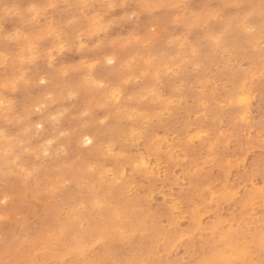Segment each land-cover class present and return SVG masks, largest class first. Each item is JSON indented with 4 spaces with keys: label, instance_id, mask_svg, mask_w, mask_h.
<instances>
[{
    "label": "rangeland",
    "instance_id": "obj_1",
    "mask_svg": "<svg viewBox=\"0 0 264 264\" xmlns=\"http://www.w3.org/2000/svg\"><path fill=\"white\" fill-rule=\"evenodd\" d=\"M263 32L261 0H0V141L29 159L0 168V264H264ZM73 124L103 134L68 155Z\"/></svg>",
    "mask_w": 264,
    "mask_h": 264
},
{
    "label": "bare ground",
    "instance_id": "obj_2",
    "mask_svg": "<svg viewBox=\"0 0 264 264\" xmlns=\"http://www.w3.org/2000/svg\"><path fill=\"white\" fill-rule=\"evenodd\" d=\"M120 3V2H119ZM259 3V2H258ZM69 5V4H68ZM67 5V6H68ZM257 5V4H256ZM121 6V5H120ZM112 7V6H111ZM113 7H114V5H113ZM122 7V6H121ZM109 9V8H108ZM107 9V10H108ZM235 12V11H234ZM250 12V11H249ZM226 13V12H225ZM240 13V12H239ZM238 13V14H239ZM72 14H74V13H72ZM228 14V13H227ZM234 14V13H233ZM78 15V14H77ZM208 15V14H207ZM241 15V14H240ZM72 16V15H71ZM123 16V15H122ZM230 16V15H229ZM263 16V15H262ZM78 17V16H77ZM130 17V16H129ZM71 18V17H70ZM242 18H244V17H242ZM214 19V18H213ZM218 20V19H217ZM239 20V19H238ZM223 21V20H222ZM227 21V20H226ZM208 22V21H207ZM258 22V21H257ZM224 23V22H223ZM222 23V24H223ZM117 24V23H116ZM258 25H260V24H258ZM205 26V25H204ZM217 27V26H216ZM251 27V26H250ZM258 27V26H257ZM262 27V26H261ZM243 28V27H242ZM213 29H214V27H213ZM217 29V28H216ZM219 29H220V27H219ZM238 30V29H237ZM263 31V30H262ZM181 32V31H180ZM179 32V33H180ZM205 32V31H204ZM224 32V31H223ZM230 33H231V30H230ZM264 33V32H263ZM215 34H217V33H215ZM234 34V33H233ZM27 35V34H26ZM202 35V34H201ZM204 35V34H203ZM206 35V34H205ZM210 34H208V37H210L209 36ZM218 35V34H217ZM257 35V34H256ZM28 37V36H27ZM26 37V38H27ZM214 37H215V35H214ZM262 37V36H261ZM234 38H236V37H234ZM260 38V37H259ZM207 39V38H206ZM241 39H242V37H241ZM30 40H32V39H30ZM209 40V39H208ZM212 40V39H211ZM244 40V39H243ZM209 42V41H208ZM240 42V41H239ZM238 42V43H239ZM245 42V41H244ZM248 42H249V40H248ZM78 43V42H77ZM177 43V42H176ZM180 43V42H179ZM187 43V42H186ZM14 44V43H13ZM210 44V43H209ZM249 44V43H248ZM184 45V44H183ZM12 46V45H11ZM139 46V45H138ZM224 46V45H223ZM230 46V45H229ZM140 47V46H139ZM162 47V46H161ZM180 47V46H179ZM181 47H183V46H181ZM225 47V46H224ZM234 47V46H233ZM202 48V47H201ZM200 48V49H201ZM181 50V49H180ZM198 50V49H197ZM179 51V50H178ZM166 52H167V50H166ZM169 52V51H168ZM215 52V51H214ZM226 52V51H225ZM228 52V51H227ZM221 53V52H220ZM152 54V53H151ZM157 54V53H156ZM168 55H169V53H167ZM231 54V53H230ZM262 54V53H261ZM135 55V54H134ZM168 55H165V56H168ZM177 55V54H176ZM193 55V54H192ZM198 55V54H197ZM201 55V54H200ZM221 55V54H220ZM227 55V54H226ZM232 55V54H231ZM259 55H260V53H259ZM194 56V55H193ZM255 56V55H254ZM33 57V56H32ZM150 57H151V55H150ZM13 58V57H12ZM156 59V58H155ZM183 59V58H182ZM215 59H217V58H215ZM220 59V58H219ZM249 59H250V57H249ZM157 60V59H156ZM160 60H161V58H160ZM159 60V61H160ZM166 60V59H165ZM252 60V59H251ZM4 61H5V59H4ZM218 61V60H217ZM235 61V60H234ZM102 62V61H101ZM175 62V61H174ZM225 62V61H224ZM224 62H222V63H224ZM14 63H15V61H14ZM121 63V62H120ZM158 63H160V62H158ZM172 63V62H171ZM118 64V63H117ZM197 64V63H196ZM14 65V64H13ZM182 65V64H181ZM188 65V64H187ZM198 65V64H197ZM264 65V64H263ZM89 66V65H88ZM119 66V65H118ZM160 66V65H159ZM224 66V65H223ZM240 66V65H239ZM213 67V66H212ZM236 67V66H235ZM156 68V67H155ZM194 68H195V66H194ZM197 68V67H196ZM202 68V67H201ZM244 68V67H243ZM158 69V68H157ZM181 69H182V67H181ZM149 70V69H148ZM209 70V69H208ZM24 71V70H23ZM160 71V70H159ZM165 71V70H164ZM206 71V70H205ZM210 71V70H209ZM244 71V70H243ZM175 72V71H174ZM148 73V72H147ZM154 73V72H153ZM158 73H160V72H158ZM165 73V72H164ZM204 73V72H203ZM144 75V74H143ZM142 75V76H143ZM159 74H157V76H158ZM161 75V74H160ZM165 75V74H164ZM12 76V75H11ZM17 76V75H16ZM15 76V77H16ZM61 76V75H60ZM80 76V75H79ZM154 76H156V74L154 75ZM256 76V75H255ZM13 77H14V75H13ZM49 78V77H48ZM156 79V77L153 79V80H155ZM158 79H159V77H158ZM162 79V78H161ZM212 80V79H211ZM214 81V80H213ZM200 82V81H199ZM89 83V82H88ZM147 83H149V82H147ZM152 83V82H151ZM170 83H172V82H170ZM173 83H175L174 81H173ZM215 83V82H214ZM5 84V83H4ZM145 85H147V84H145ZM170 85V84H169ZM175 85V84H174ZM181 85V84H180ZM155 86V85H154ZM172 86H173V84H172ZM150 87V86H149ZM172 88V87H171ZM179 88V87H178ZM174 89H175V87H174ZM202 89V88H201ZM211 89V88H210ZM213 89V88H212ZM165 90V89H164ZM164 90H162L163 92H165ZM101 91V90H100ZM153 91V90H152ZM173 91V90H172ZM148 92H150V91H148ZM154 92V91H153ZM155 92H158V91H155ZM160 92V91H159ZM217 92V91H216ZM98 93V92H97ZM141 93V92H140ZM145 93H147V92H145ZM178 93V92H177ZM150 93H148L147 95H149ZM152 94V93H151ZM150 94V95H151ZM154 94V93H153ZM173 94V93H172ZM171 94V95H172ZM176 94V93H175ZM117 95V94H116ZM169 95H170V92H169ZM170 95V96H171ZM57 96H58V94H57ZM144 96H146V95H144ZM152 96V95H151ZM156 96V95H155ZM159 96H160V94H159ZM169 96V97H170ZM141 97H143V96H141ZM116 98V97H115ZM139 98V97H138ZM160 98V97H159ZM171 98V97H170ZM132 99V98H131ZM145 99V98H144ZM182 99V98H181ZM116 100V99H115ZM149 100V99H148ZM153 102V101H152ZM165 102V101H164ZM214 102V101H213ZM247 102V101H246ZM173 103V102H172ZM218 103V102H217ZM118 105V104H117ZM151 105V104H150ZM61 106V105H60ZM151 107V106H150ZM149 107V108H150ZM123 108V107H122ZM115 109V108H114ZM114 109L112 110V112L114 111ZM121 109V108H120ZM130 109V108H129ZM116 110V109H115ZM147 110V109H146ZM120 111V110H119ZM111 112V113H112ZM135 112V111H134ZM57 113V112H56ZM90 113V112H89ZM117 113V112H116ZM119 114H123V113H120V112H118ZM132 113V112H131ZM139 113V112H138ZM109 114V113H108ZM118 114V115H119ZM149 114V113H148ZM54 115V114H53ZM91 115V114H90ZM92 115H94V113H92ZM115 115V114H114ZM113 114H112V116H114ZM117 115V116H118ZM142 115H145V114H143L142 113ZM147 115V114H146ZM111 116V115H110ZM111 116V117H112ZM116 116V115H115ZM123 115H121V117H122ZM128 115H126V116H124V117H127ZM110 117V118H111ZM109 118V119H110ZM128 118V117H127ZM70 118H68V120H69ZM118 119V118H117ZM122 119H123V117H122ZM128 119H130V118H128ZM246 119V118H245ZM105 120V119H104ZM121 120V119H120ZM119 120V121H120ZM54 121V120H53ZM61 121V120H60ZM77 121V120H76ZM81 121V120H80ZM119 121L117 120V122L116 123H119ZM223 121V120H222ZM63 122V121H62ZM111 122V121H110ZM77 123V122H76ZM116 123H114V125L116 124ZM129 123V122H128ZM130 124H131V126L132 127H134L135 126V122L133 121V119H131L130 120ZM54 125V124H53ZM112 125H113V123H112ZM226 125V124H225ZM72 126H73V128H72ZM72 126H70V134H69V136H67L66 138H64L63 139V144H64V146L66 147V150H67V152H68V155H70L69 154V152L70 153H72L71 152V149L72 150H75L76 148H78V145H79V143H80V141H81V138L83 137V136H88V138H100L99 136H101V134H103V133H99V132H97V131H95V129H88L86 126H80V127H76V128H74V124L72 125ZM76 126V125H75ZM116 127V126H115ZM117 127H118V124H117ZM116 127V128H117ZM65 128V127H64ZM115 128V129H116ZM100 129V128H99ZM231 129V128H230ZM117 130H119V128L117 129ZM121 130V129H120ZM132 130V129H131ZM134 130V129H133ZM132 130V131H133ZM62 131V130H61ZM60 131V132H61ZM64 131V130H63ZM101 132H102V129H101ZM118 132V131H117ZM121 133H122V131H120ZM120 132H118V133H120ZM68 133V132H67ZM66 133V134H67ZM105 133V132H104ZM114 133V132H113ZM146 133V132H145ZM241 133V132H240ZM98 134H99V136H98ZM132 134V133H131ZM160 134V133H159ZM145 135H147V134H145ZM145 135H143L144 137H145ZM110 136V135H109ZM114 135H112L111 136V140H113V138H116L115 136L113 137ZM120 136V135H119ZM143 136H141V138L143 137ZM123 137V136H122ZM124 137H126V136H124ZM165 137V136H164ZM231 137V136H230ZM109 138V137H108ZM137 138H139V137H137ZM140 138V139H141ZM0 139H1V137H0ZM118 139H120V138H118ZM131 139H133V137L131 138ZM135 140H136V138H134ZM133 139V140H134ZM143 139V138H142ZM147 139V138H146ZM4 140V139H3ZM99 140V139H98ZM125 140V139H124ZM134 140V141H135ZM148 140V139H147ZM146 140V141H147ZM228 140V139H227ZM114 141V140H113ZM143 141V140H142ZM142 141L140 142V144L142 143ZM149 141V140H148ZM148 141H147V143H148ZM7 142V141H6ZM100 142V141H99ZM115 142V141H114ZM135 142H137V141H135ZM10 143V142H9ZM7 144V143H5V142H3V141H0V168L1 169H3L4 170V172L5 171H7V170H9V169H11V170H13L12 168H11V163H12V156L13 155H20V153H19V151L17 152V150H16V147H17V145L14 143H10V144ZM129 143V142H128ZM131 143V142H130ZM113 144V143H112ZM133 144V143H132ZM143 144V143H142ZM225 144V143H224ZM60 145V144H59ZM110 145H111V143H110ZM150 145V144H149ZM149 145H147V147H149ZM123 147H125L124 145H122ZM146 146V145H145ZM144 146V147H145ZM6 147V148H5ZM61 147H62V145H61ZM108 147V146H107ZM111 147V146H110ZM109 147V148H110ZM127 147V146H126ZM134 147V146H133ZM135 147H137V146H135ZM92 148V147H91ZM105 149H107V148H105ZM104 149V150H105ZM111 149V148H110ZM115 150V149H114ZM127 150H128V148H127ZM126 150V151H127ZM131 150V149H130ZM114 152V151H113ZM110 153H111V151H110ZM17 155V156H18ZM107 155H109V154H107ZM121 155V154H120ZM24 160H27V161H29V159L28 158H25V155L24 154H22L21 153V155H20ZM122 156V155H121ZM19 157V156H18ZM104 157V156H103ZM261 157V156H260ZM236 158V157H235ZM105 160V159H104ZM115 162V161H114ZM113 162V163H114ZM140 162V161H139ZM243 162V161H242ZM113 163H111V165L113 164ZM117 165V164H116ZM200 167V166H199ZM34 168H38L37 167V165H35V167ZM194 168V167H193ZM196 168V167H195ZM91 169V168H90ZM107 169V168H106ZM198 169V168H197ZM34 170V169H33ZM10 171V170H9ZM116 171H119L118 169L116 170ZM115 171V172H116ZM121 171V170H120ZM74 172V171H73ZM80 172L81 171H79V173H78V176L80 175ZM105 172V171H104ZM41 173H43V172H41ZM40 172H38V170H37V172L35 173V174H33V177H34V180H38L39 179V177H41L42 176V174H41ZM111 173H114V171L113 172H111ZM9 177H10V185H9V187H10V189H11V191L15 194H19L20 192H21V189L23 188V186H24V182H23V180H24V177H26V176H28V174L24 171V172H18L17 174H16V172L15 171H13V173L11 174V173H9V174H7ZM45 175V174H44ZM114 175V174H113ZM112 175V176H113ZM120 175V174H119ZM122 175V174H121ZM46 176V175H45ZM105 177H107V176H105ZM95 178V177H94ZM78 178L77 177H75L74 176V178H73V180L75 181V180H77ZM106 180V179H105ZM118 180V179H117ZM109 181H110V179H109ZM99 182V181H98ZM105 182V181H104ZM88 183V182H87ZM51 185H53L54 186V184H51ZM256 185V184H255ZM48 186V185H47ZM104 186V185H103ZM129 187V186H128ZM91 188V187H90ZM115 188V187H114ZM93 190V189H92ZM114 190H118V189H114ZM127 190V189H126ZM260 190V189H259ZM106 191V190H105ZM11 192V193H12ZM96 192V191H95ZM109 192V191H108ZM61 193V192H60ZM81 193V192H80ZM79 193V194H80ZM72 195V194H71ZM73 195H75V194H73ZM83 195V194H82ZM81 195V196H82ZM91 195V194H90ZM233 195V194H232ZM61 196V195H60ZM88 196V195H87ZM86 196V197H87ZM107 197V196H106ZM111 197V196H110ZM119 197V196H118ZM163 197V196H162ZM82 198H84V197H82ZM88 198V197H87ZM89 198H92L91 196L89 197ZM117 198V197H116ZM123 198V197H122ZM125 198V197H124ZM67 199H70V198H66V199H63L62 198V200H64V201H66ZM85 199V198H84ZM107 199V198H106ZM108 199H110V198H108ZM111 199H112V197H111ZM79 200V199H78ZM105 200V199H104ZM117 200V199H116ZM116 200H114L115 202H116ZM123 200V199H122ZM177 200V199H176ZM63 201V202H64ZM76 201H77V199H76ZM91 201V200H90ZM106 201V200H105ZM14 202V201H13ZM79 202V201H78ZM108 201H106V203H107ZM111 202V201H110ZM82 203V202H81ZM103 203L104 204H106L104 201H103ZM120 203H121V201H120ZM108 204V203H107ZM78 205V204H77ZM82 205V204H81ZM95 205V204H94ZM109 205V204H108ZM83 206H85V205H83ZM99 206V205H98ZM117 206V205H116ZM118 206H119V204H118ZM121 206H123V204L121 205ZM125 206V205H124ZM107 207V206H106ZM132 207V206H131ZM17 208V207H16ZM82 208V207H81ZM100 208V207H99ZM105 207H103V209H104ZM113 208V207H112ZM127 208V207H126ZM19 209V208H18ZM116 209H117V207H116ZM105 210V209H104ZM129 210H131V209H129ZM135 210H137V209H135ZM46 211H47V209H46ZM117 211V210H116ZM124 211V210H123ZM127 211V210H126ZM133 211V210H132ZM105 212H107V209H106V211ZM137 212V211H136ZM145 212V211H144ZM110 213V212H109ZM126 213H128V212H126ZM133 213V212H132ZM118 214V213H117ZM116 214V215H117ZM138 214V213H137ZM180 214V213H179ZM80 217H86L88 214L84 211V212H81L80 213ZM110 215H112V218L113 219H116V217L117 216H115V217H113V215H114V213L113 214H110ZM121 215V214H120ZM120 215H119V218H120ZM143 215V214H142ZM50 216V215H49ZM133 216V215H132ZM46 217V216H45ZM123 217V216H122ZM137 217V216H136ZM139 217V216H138ZM141 217V216H140ZM139 217V218H140ZM47 218V217H46ZM52 218V217H51ZM75 218V217H74ZM126 218H127V216H126ZM43 219V218H42ZM42 219H41V221H42ZM81 219V218H80ZM136 219V218H135ZM138 219V218H137ZM181 219V218H180ZM70 220V219H69ZM72 220H74V219H72ZM72 220H71V222H72ZM85 220V219H84ZM112 220V219H111ZM54 221V220H53ZM55 221H56V218H55ZM62 221V220H61ZM61 221H60V223H61ZM115 221V220H114ZM121 221V220H120ZM141 221V220H140ZM43 222V221H42ZM49 222H51V221H48V223ZM57 222H59L58 220H57ZM75 222H77V221H75ZM122 222V221H121ZM129 222V221H128ZM138 222V221H137ZM148 222V221H147ZM55 223V222H54ZM53 222H52V224L50 223V225L48 226L49 228L50 227H57L56 225L55 226H53V224H54ZM64 223V222H63ZM63 223H61V225H59L58 227H60V226H62V224ZM47 224V223H46ZM45 224V225H46ZM57 224V223H56ZM74 224V223H73ZM78 224H79V222H78ZM120 224V223H119ZM41 225H42V223H41ZM48 225V224H47ZM46 225V226H47ZM58 225V224H57ZM64 225V224H63ZM118 225V224H117ZM164 225V224H163ZM68 225H66V227H67ZM71 226V225H70ZM69 226V227H70ZM29 227V226H28ZM27 227V228H28ZM57 227V228H58ZM64 227V226H63ZM76 227H77V225H76ZM76 227H73V229L74 228H76ZM83 227V226H82ZM82 227H80L81 229H79V230H82L83 228ZM122 228V227H121ZM121 228H119V229H121ZM40 229H41V227H40ZM44 229H45V226H44ZM48 229V228H47ZM63 229V228H62ZM70 229V231H72V229L71 228H69ZM85 229V228H84ZM118 229V230H119ZM141 229V228H140ZM140 229L139 230H137L138 232L140 231ZM34 230V229H33ZM32 230V231H33ZM36 230V229H35ZM52 230H53V228H52ZM58 230V229H57ZM60 230V229H59ZM64 230H65V227H64ZM75 230V229H74ZM77 230V229H76ZM133 230V229H132ZM131 230V231H132ZM46 231V230H45ZM61 231V230H60ZM66 231V230H65ZM69 231V230H68ZM78 231V230H77ZM85 231V230H84ZM155 231V230H154ZM41 232V231H40ZM52 232V231H51ZM53 232H56V230L55 231H53ZM67 232V231H66ZM73 232V231H72ZM83 232V231H82ZM44 233V232H43ZM42 233V234H43ZM63 233V232H62ZM68 233V232H67ZM74 233H76L75 231H74ZM87 233V232H86ZM119 233H121L120 232V230H119ZM140 233H142V231L140 232ZM157 233V232H156ZM163 233V232H162ZM193 233V232H192ZM47 234V233H46ZM52 234H54V233H52ZM52 234L50 235V237L52 236ZM56 234H60L59 232L58 233H56ZM77 234V233H76ZM124 234V233H123ZM130 234V233H129ZM144 234V233H143ZM55 235V234H54ZM63 235V234H62ZM65 235V234H64ZM68 235V234H67ZM184 235H186V234H184ZM42 236V235H41ZM45 236V238H46V235H44ZM60 236V235H59ZM66 236V235H65ZM75 236V235H74ZM74 236H72L73 238H75ZM79 236V235H78ZM81 236V235H80ZM79 236V237H80ZM134 236V235H133ZM174 236V235H173ZM192 236V235H191ZM49 237V236H48ZM49 237V238H50ZM54 238L56 237L57 238V236H53ZM52 237V238H53ZM67 237V236H66ZM180 237V236H179ZM182 237V236H181ZM55 238V239H56ZM60 238H61V236H60ZM64 238V237H63ZM73 238H72V240H73ZM101 238V237H100ZM137 238V237H136ZM148 238V237H147ZM34 239V238H33ZM42 239V238H41ZM48 239V238H47ZM54 239V240H55ZM69 239V238H68ZM78 239V238H77ZM40 240V239H39ZM43 240H45V239H43ZM43 240H40V241H43ZM59 240V239H58ZM181 240V239H180ZM32 241V240H31ZM39 241V242H40ZM50 241V240H49ZM56 242H57V240H55ZM79 241H80V239L79 240H77L76 242H71V243H68L67 244V242L68 241H65L64 240V242H66V244L64 245V248L65 249H72L71 251L73 252L74 250H77V249H79V248H81V247H78L77 246V244L79 243ZM86 241V240H85ZM85 241H84V244H85ZM97 241H98V239H97ZM154 241V240H153ZM177 241V240H176ZM60 241H58L57 243H56V245L57 246H59L58 245V243H59ZM70 242V241H69ZM262 242V241H261ZM37 243V242H36ZM127 243V242H126ZM145 243V242H144ZM259 243V242H258ZM33 245H35V243H32ZM37 244H39V245H41L40 243H37ZM37 244H36V248H37ZM47 243H46V241H45V243L44 244H42L41 246H43V248H44V245H46ZM59 244H61V243H59ZM48 245V244H47ZM46 245V246H47ZM62 246H60L61 248L63 247V244H61ZM232 245V244H231ZM40 246V247H41ZM49 246V245H48ZM89 246V245H88ZM146 246V245H145ZM148 246H150V245H148ZM35 247V246H34ZM50 247V246H49ZM264 247V246H263ZM39 248V247H38ZM43 248H41V250H40V248L39 249H36V250H40V251H43L42 249ZM48 248V247H47ZM54 247H52V249H53ZM57 248V247H56ZM64 248L63 249H61L62 251L64 250ZM151 248H153L152 246H151ZM238 248H239V245H238ZM247 248V247H246ZM31 249H33V248H31ZM142 249V248H141ZM46 250V248L44 249V252H46L47 253V251H45ZM48 250V249H47ZM49 250H50V248H49ZM51 251V250H50ZM49 251V252H50ZM33 252H35V251H33ZM44 252L42 253V254H44ZM243 252V251H242ZM56 254H60L61 253V251L60 252H58V249H57V251L55 252ZM149 253V252H148ZM40 255V253L38 252L37 253V255ZM48 254V253H47ZM53 254V253H52ZM82 254V253H81ZM80 253H79V255H81ZM144 254V253H143ZM21 255V254H20ZM226 255V254H225ZM229 255V254H228ZM16 256H17V254H16ZM57 257V256H56ZM13 258V257H12ZM60 258V256L58 257V259ZM107 258V257H106ZM218 258V257H217ZM48 259V258H47ZM54 259H57V258H54ZM227 259V258H226ZM17 260V259H16ZM52 260V259H51ZM81 260H83V259H81ZM123 260V259H122ZM31 261V260H30ZM40 261V260H39ZM44 260L42 259V262H43ZM71 261V260H70ZM70 261H69V263H70ZM102 261H104V260H102ZM114 261V260H113ZM55 262V261H54ZM53 262V263H54ZM109 262V261H108ZM35 263V262H34ZM121 263V262H120ZM195 263V262H194ZM29 264V263H28ZM30 264H31V262H30ZM56 264H58V263H56ZM99 264V263H98ZM102 264V263H101ZM221 264V263H220ZM231 264V263H230Z\"/></svg>",
    "mask_w": 264,
    "mask_h": 264
},
{
    "label": "snow or ice",
    "instance_id": "obj_3",
    "mask_svg": "<svg viewBox=\"0 0 264 264\" xmlns=\"http://www.w3.org/2000/svg\"><path fill=\"white\" fill-rule=\"evenodd\" d=\"M245 19H247V18H245ZM108 63H109V64H111V63H112V61H111V60H109V61H108Z\"/></svg>",
    "mask_w": 264,
    "mask_h": 264
},
{
    "label": "clouds",
    "instance_id": "obj_4",
    "mask_svg": "<svg viewBox=\"0 0 264 264\" xmlns=\"http://www.w3.org/2000/svg\"><path fill=\"white\" fill-rule=\"evenodd\" d=\"M261 3L264 4V0H261Z\"/></svg>",
    "mask_w": 264,
    "mask_h": 264
}]
</instances>
